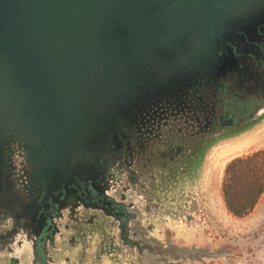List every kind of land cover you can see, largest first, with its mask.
Masks as SVG:
<instances>
[{
	"label": "water",
	"instance_id": "1",
	"mask_svg": "<svg viewBox=\"0 0 264 264\" xmlns=\"http://www.w3.org/2000/svg\"><path fill=\"white\" fill-rule=\"evenodd\" d=\"M263 11L264 0H0V155L18 146L45 190L86 179L89 147L147 87L212 70L236 22Z\"/></svg>",
	"mask_w": 264,
	"mask_h": 264
},
{
	"label": "flooded vegetation",
	"instance_id": "2",
	"mask_svg": "<svg viewBox=\"0 0 264 264\" xmlns=\"http://www.w3.org/2000/svg\"><path fill=\"white\" fill-rule=\"evenodd\" d=\"M236 24L245 28L219 45L212 70L147 87L125 124L89 147L88 162L77 169L86 179L59 183L55 176L45 190L18 146L1 152L0 264H56L53 251H64L59 238L75 247L103 220L116 229L118 244L142 259L147 250L161 251L134 224L139 203L185 176L212 137L248 122L264 105V11Z\"/></svg>",
	"mask_w": 264,
	"mask_h": 264
},
{
	"label": "rangeland",
	"instance_id": "3",
	"mask_svg": "<svg viewBox=\"0 0 264 264\" xmlns=\"http://www.w3.org/2000/svg\"><path fill=\"white\" fill-rule=\"evenodd\" d=\"M258 149H264V113L212 137L185 176L167 182L150 202L139 203L134 224L144 228L141 234L160 252L147 250L142 259L135 250L122 248L116 229L103 220L75 247L59 238L64 251H53L56 264H264V193L254 210L240 218L228 212L221 190L227 163Z\"/></svg>",
	"mask_w": 264,
	"mask_h": 264
},
{
	"label": "trees",
	"instance_id": "4",
	"mask_svg": "<svg viewBox=\"0 0 264 264\" xmlns=\"http://www.w3.org/2000/svg\"><path fill=\"white\" fill-rule=\"evenodd\" d=\"M221 190L229 213L240 218L249 215L264 193V149L232 158L225 167Z\"/></svg>",
	"mask_w": 264,
	"mask_h": 264
}]
</instances>
